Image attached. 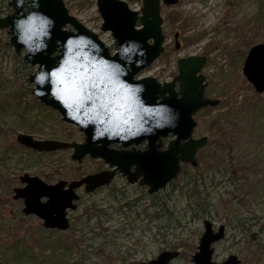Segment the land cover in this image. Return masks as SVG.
<instances>
[{
    "label": "rangeland",
    "instance_id": "rangeland-1",
    "mask_svg": "<svg viewBox=\"0 0 264 264\" xmlns=\"http://www.w3.org/2000/svg\"><path fill=\"white\" fill-rule=\"evenodd\" d=\"M7 1L0 0V15L10 11ZM94 1L65 0V4L106 43L113 37L100 30L102 18ZM128 4L140 6L138 1ZM161 11L166 49L136 77L152 75L171 81L180 56H206L205 94L219 97L220 102L195 114L193 136L208 135L196 153L198 165L185 164L171 182L152 193L120 175L91 192L83 183L79 200H102L101 206L96 216L82 214L58 235L43 230V237L38 219L24 218L18 201L5 203L0 207L4 264H136L162 249L175 248L180 255L168 264H193L191 255L205 218L215 226L225 225L224 237L214 243L216 261L232 253L240 264H264V90L255 91L242 73L252 45L246 41L264 42V0H179ZM8 38L7 28H0V198L7 197L2 178H16L14 185H19L17 177L28 172L49 183L69 182L105 163L88 155L76 162L70 158L72 148L32 152L15 141L26 123L30 129L26 133L36 138L81 142L84 136L34 96L28 75L37 64L26 67L23 50L17 54L7 44ZM118 200L132 205L123 206ZM9 240L23 241L32 250L14 252Z\"/></svg>",
    "mask_w": 264,
    "mask_h": 264
},
{
    "label": "water",
    "instance_id": "water-1",
    "mask_svg": "<svg viewBox=\"0 0 264 264\" xmlns=\"http://www.w3.org/2000/svg\"><path fill=\"white\" fill-rule=\"evenodd\" d=\"M141 1L140 9H131L126 0H96L97 10L102 18L100 30H109L112 37L118 36L121 40L127 37H135L143 41L147 48V62L139 68L133 66L132 72L129 73V79H132L141 69L148 66L165 48L163 45L165 34L161 26L160 0ZM162 1L166 4H173L178 0ZM8 4L11 6L12 11L0 16V27H7V33L9 34L7 44L12 45L15 51L19 53L22 46L17 43L13 32V21L19 15V9L15 5V0H9ZM40 8L55 18L56 25L53 28V37L49 41L47 53L37 54L35 61L31 64L26 62V57L23 54V61L26 66L34 64L39 66L41 61L52 66L57 62V57L61 51L55 43L56 39H65L72 33L87 31L89 34L94 35L98 41L103 42L97 32L91 30L74 14L69 12L64 0H40ZM138 22L142 26L140 31L136 30V26H139L137 25ZM66 25H69V27H66ZM113 46L115 47V45ZM55 51L56 53H54ZM107 53L108 49L105 48V54ZM205 60V56L196 54L180 57L177 60L178 73L171 81H165L163 84L154 76L141 77L142 82L146 85L143 94L149 102H154L158 95L167 92L164 100L180 112L179 122L175 128L159 129L149 137H136L126 141L124 144H121L118 140L111 141L119 142L120 145L126 146L133 142L138 143L143 139H147V145L143 150L113 149L108 146L111 142L107 140L92 141L91 126L87 129L81 127L76 121L66 116L65 109L58 102L51 100L47 96L40 97L36 95L40 102L58 110L62 114L64 121L77 124L79 130L83 131L84 138L81 142L54 138L42 139L35 138L30 133L18 132L16 141L39 151L72 148L71 158L78 161L85 154L91 157H101L110 165H116L117 169L127 175L129 181L133 182L141 176L139 184H147L149 192L156 191L164 187L177 174L180 169V160L189 161L193 165L197 164L195 152L206 140V136L199 138L191 136L192 130L196 125V120L194 119L196 111L204 106L216 105L219 102L218 98L207 97L204 94L206 82L203 80L205 76L203 73L198 72ZM242 72L257 92L263 91L264 42H257L250 46L243 60ZM28 80L31 81L30 75ZM175 81L178 82V90L174 89ZM169 132L175 134V138L170 141L166 149L159 150V143L155 142L156 139L160 135H167ZM132 164L135 165L134 170L130 168ZM114 171H101L69 182L65 179H59L54 183H47L37 175L24 172L18 177L20 182L24 184L13 187L12 197L21 198L24 203L23 212L35 213L43 219L44 224L56 225L60 222L58 225L67 227L65 209L74 207L73 200L78 198L74 189L82 183H86L85 190L89 191L103 183H108ZM42 196H47V199L41 201L40 198ZM48 207L58 209L60 217L57 221L46 213ZM223 236L224 224L218 225V228L214 230L212 222L209 219H204L203 232L199 237L197 249L191 256L193 263L239 264L240 260L235 254H229L218 263L213 259V243L220 240ZM178 254V249H162L156 256L140 261L138 264H168Z\"/></svg>",
    "mask_w": 264,
    "mask_h": 264
},
{
    "label": "clouds",
    "instance_id": "clouds-1",
    "mask_svg": "<svg viewBox=\"0 0 264 264\" xmlns=\"http://www.w3.org/2000/svg\"><path fill=\"white\" fill-rule=\"evenodd\" d=\"M15 5L19 15L13 21V32L31 64L37 54L47 53L56 20L41 10L40 0H15ZM55 43L61 49L57 62L49 66L41 61L30 73L31 88L36 96L58 102L66 116L81 127L91 126L92 141L118 140L124 144L177 126L180 112L164 100L167 92L149 102L141 78H128L133 66L139 68L147 62L143 41L114 36L104 43L81 31L57 38Z\"/></svg>",
    "mask_w": 264,
    "mask_h": 264
},
{
    "label": "flooded vegetation",
    "instance_id": "flooded-vegetation-1",
    "mask_svg": "<svg viewBox=\"0 0 264 264\" xmlns=\"http://www.w3.org/2000/svg\"><path fill=\"white\" fill-rule=\"evenodd\" d=\"M200 136V135H199ZM204 136H206V140L204 142V145L207 143L208 141V135L207 134H204ZM173 137L172 134H169L168 136L166 137H162L161 138V141H162V146L161 147H165L167 146V144L169 143V141L171 140V138ZM146 142V140H145ZM144 141L139 143V144H136L134 145L136 148H139V149H143L145 148L146 146V143ZM113 147H118V144H112ZM131 148V146H130ZM84 158V157H82ZM82 160V159H81ZM185 164H188V163H182L181 162V169L182 167L185 165ZM134 166H131V169H133ZM112 167H110L107 163H104L103 166H99L95 171L91 172V173H96V172H101V171H105V170H108V171H111ZM86 174H90V172L86 173ZM85 175V174H83ZM118 175L124 177L128 182V178H127V175L123 174L121 171H118V170H115L112 174V178L110 179V181L108 183H104L103 185H100V186H97L98 188L99 187H106L108 184H110L112 182V180L117 177ZM83 177V176H82ZM81 178V177H80ZM78 178V179H80ZM140 178V176L137 178V181H134L132 183H136L137 185L139 186H142L143 184H139V181L138 179ZM171 182V181H169ZM168 182V183H169ZM130 183V182H129ZM83 184V183H82ZM82 185H79L76 187V193L78 195V198L77 199H74L73 200V204H74V207H67L65 209V216H66V221H67V227H61L60 225V222L56 225H46L44 224V221L42 218H40L38 215H36L35 213H24L22 208L24 206V203H23V200H21V198H13L12 196V199H16V200H6V204H8L9 202H15V201H18L19 204L21 205L20 206V211L21 213L23 214V217L24 218H29V217H33V218H36L38 219V227L40 229V235H42L43 237H45L46 235L43 233V230L45 231H48V232H51V233H56L57 235L60 234V233H64L66 232V230L71 226V224H73L77 219H79V217H81L82 214L86 215L88 217H94L96 216V211H97V208L100 207L101 205V201L102 200H91L90 202H86L87 200H79L81 195L80 193L78 192V189L81 187ZM84 188H85V184L83 185ZM145 186V185H144ZM97 187H95L94 189H96ZM92 189V190H94ZM92 190H89V192H91ZM148 190V189H147ZM47 199V196H42L40 198L41 201H45ZM118 201H123V202H120L121 205L123 206H130L132 204L129 203V200H118ZM100 203V204H98ZM58 204V203H57ZM86 204V205H85ZM5 206V205H4ZM105 213V218H108V213L105 212V209L103 211ZM46 213L50 216V217H53L54 219H57L60 217L59 215V212H58V209H53L51 207H48L46 209ZM158 214H156L155 216H157ZM215 226V225H214ZM97 231L95 230V232H93V236L94 237H97L96 235ZM105 237H106V234H103ZM29 237V236H28ZM110 238V237H109ZM9 242L11 243V246L10 248L15 251H19L21 254L22 253H30V249L32 250V247H29V246H26V245H22V241H19V240H14L13 242L11 240H9ZM154 257V256H153ZM3 258V257H2ZM2 258L0 257V262L1 264H4L3 261H2ZM152 258V257H151ZM4 259V258H3ZM125 261L127 262V260L125 259ZM139 262H137L136 264H138Z\"/></svg>",
    "mask_w": 264,
    "mask_h": 264
},
{
    "label": "trees",
    "instance_id": "trees-1",
    "mask_svg": "<svg viewBox=\"0 0 264 264\" xmlns=\"http://www.w3.org/2000/svg\"><path fill=\"white\" fill-rule=\"evenodd\" d=\"M246 43H247V45H249V44H252L253 43V40L252 39H249V40H247L246 41ZM21 122H23V121H21ZM23 127H24V131L25 132H29V130L30 129H28V123H26V124H24L23 125ZM224 128V127H223ZM16 145H18L16 142H14ZM19 146H22V145H19ZM22 147H24V146H22ZM26 148V147H25ZM28 148H26V150H27ZM29 151H34V150H32V149H28ZM52 169H53V171H57L58 169H57V167H52ZM45 174V173H44ZM16 180V178H10V177H8V178H2V183H3V187H4V191L6 192V195H7V197H9L10 198V196H11V190H12V187L14 186V181ZM2 195V194H1ZM7 197H5V196H3L2 195V197L0 198V207H4V205H5V201L6 200H8V199H6V200H1V199H5V198H7ZM22 245H25V243L22 241Z\"/></svg>",
    "mask_w": 264,
    "mask_h": 264
}]
</instances>
